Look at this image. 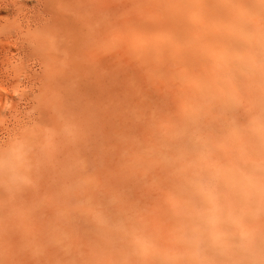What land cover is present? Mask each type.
Listing matches in <instances>:
<instances>
[{"label":"bare ground","instance_id":"1","mask_svg":"<svg viewBox=\"0 0 264 264\" xmlns=\"http://www.w3.org/2000/svg\"><path fill=\"white\" fill-rule=\"evenodd\" d=\"M58 1L70 25L46 11L35 18L26 0H0V152L22 142L29 178L10 186L0 174V264H255L252 228L264 226V0ZM121 22L188 37L184 47L152 30L151 44L132 50L143 63L168 61L164 70L152 60L158 72L202 82L174 79L175 110L155 101L161 111L145 115L153 120L140 123L142 138L130 134L138 133L132 103L114 76L109 38ZM191 35L222 51L200 56L205 43L196 47ZM178 46L196 56H166ZM130 78L135 88L140 80ZM209 209L219 240L197 251L189 236Z\"/></svg>","mask_w":264,"mask_h":264},{"label":"rangeland","instance_id":"2","mask_svg":"<svg viewBox=\"0 0 264 264\" xmlns=\"http://www.w3.org/2000/svg\"><path fill=\"white\" fill-rule=\"evenodd\" d=\"M25 4V6H24V8L26 9V10H28L31 14H33L34 16H36L35 18H38V14L39 13H41V11H46L47 13H51L50 14V18L52 19V20H55L56 21V19H60L59 21H61V18H62V16H65L66 17V15L67 16H69L70 15V12L69 11H67V9L68 8H66V10L65 9H62L61 7H60V2L58 1V0H26V2L24 3ZM58 6V7H57ZM57 7V8H56ZM128 8H130V9H128V11H133V7H128ZM132 8V9H131ZM120 10H122V12H120ZM54 11V12H53ZM67 11V12H66ZM126 12V10L125 9H117V13H118V19H120L121 20V15L120 14H122V13H125ZM120 13V14H119ZM134 13V12H133ZM36 14V15H35ZM135 14V13H134ZM133 14V15H134ZM2 15H6V13H3ZM54 15V16H53ZM56 15L58 16L59 15V18H57L56 17ZM1 17V16H0ZM53 17V18H52ZM71 18H66V19H63L62 18V22L64 21V23H68L69 25H70V23H71ZM119 20V21H120ZM122 21V20H121ZM211 21V20H210ZM70 22V23H69ZM152 24H154L153 22H152ZM119 25H123L122 27L123 28H121L120 27V29L118 30L117 29V27L119 26ZM118 26L116 25V27H114L115 29H113L112 30V32H114V36L112 35V37L110 36V38L109 39H111L110 40V47L111 48H113L114 49V51L112 52V54H114V52H116V54L115 55H117V57H116V60H115V57L113 56V59H114V63L115 64H113V67H116V68H118L116 65H118V66H120L118 69H115L114 68V70H116V71H118L117 73L118 74H114V76H115V79L117 80V82H119V81H121V78H122V81H121V83H122V87L123 86H125V85H127V86H125V89L126 90H128V93L126 92V97H127V100L128 101H130L131 103H132V105H129V108H130V110H129V116H131V118H129L130 120V124H133V122L134 123H136V127L137 128H135L134 130L135 131H137L138 133H134L133 134V131H131L132 133H130L131 134V136H132V138H136V137H139L140 136V131H141V136H140V138H142V136H144V132H145V130H147L148 131V128H144L143 127V124H145V127H147V126H149L150 124V121L151 120H153V119H150V120H146L145 118H147L148 116H153L152 118H154V117H156V113H155V110H158L159 112L161 111L160 109V107H158V106H160L159 104H163V103H167V105L166 104H164V106L166 107V106H168V107H164L166 110L167 109H169V108H171V110L172 109H174L175 110V107H176V105H175V100H174V98L173 99H171L172 97H170V96H172V94H170V93H172L171 91H173L174 92V90H169V89H172V87L173 86H175L174 87V89L176 88V85L178 86H180L181 84L182 85H184L185 83H187V85H193V84H201L202 82L198 79V77H196V79L195 78H190V79H187V80H184V79H182V78H175L171 73H164V70H165V65L167 66L168 65V61H165V62H163V63H161V62H159L156 58H152L151 59V61H150V59L149 60H145L146 62L145 63H143L142 62V60H139L138 58H137V56L134 54V52H133V47H135L136 45H137V43H140V45L142 44V42H143V45H142V47H140L139 46V44L137 45V46H139V48H144L143 46H144V44L146 45V43H148L149 42V40H148V38H149V35H154V33H157V34H155L154 36H158V37H160V36H162V38L161 39H163V36L164 37H166V36H168V37H170L171 35H167V33L168 34H172L173 35V38H174V36L176 35V34H174V32H173V30L169 27L168 28V26L167 27H161V26H158L157 24H154L153 25V28L152 27H150V28H148V30H146V27H141L140 25H133V24H128V23H124V22H121V23H119L118 24ZM139 26V27H138ZM155 26V27H154ZM124 27H126V28H124ZM118 31H117V30ZM156 29H158V30H160L161 32H157V30ZM136 30V31H135ZM146 30V31H145ZM150 30V31H149ZM152 30L154 31V33L152 32ZM164 30V32H162ZM139 31V32H138ZM121 32V33H120ZM123 32H125L124 33V35H121ZM144 32V33H143ZM119 33V36L117 35ZM128 35V37H129V39H130V37H132L133 35H134V39L132 38V39H128V37L126 38V40L125 41H123L125 38L124 37H126V35ZM136 34V35H135ZM137 34H139V36H137ZM142 34V35H141ZM144 34V35H143ZM146 35L148 36V37H146ZM166 35V36H165ZM115 36H117V37H115ZM124 36V37H123ZM139 38V39H137V38ZM146 37V38H145ZM189 37H192V35L191 36H189ZM118 38V39H117ZM142 38L143 39H145V40H143V41H141L142 40ZM172 38V37H171ZM170 38V39H171ZM172 38V39H173ZM176 38V39H175ZM175 38L173 39V41L172 42H175V43H177L178 44V41H184L185 39H184V37L182 38V40L181 39H178V36L176 35L175 36ZM181 38V37H180ZM188 38V37H187ZM186 38V41L188 40ZM205 37H202V36H193L192 38H191V40L193 39L194 41H195V39H197L200 43H192V41L190 40L189 42L191 43V45L192 46H194L193 44H196L195 46L196 47H199V44H201V42H202V44L203 43H205V45L203 46L204 47V52L203 53H199V52H197V53H199L200 54V56H204L205 54H207V53H210V52H213L212 50L214 49L215 50V52H217V53H219V51H222V50H220L221 49V47L223 48V46H221V44L220 45H218L217 43L218 42H215L214 44H209V43H213L214 41L213 40H211L210 38H208V37H206V39L208 40H211V41H213V42H209V41H207L206 39H204ZM112 39H115V40H117V41H113ZM151 40L153 39V37H151L150 38ZM157 39V38H156ZM167 39V37L165 38V40ZM178 39V40H177ZM134 40V44L132 45V42L131 41H133ZM137 40V41H136ZM150 40V41H151ZM154 40V39H153ZM169 40V39H168ZM203 40V41H202ZM114 42V43H112V42ZM120 41V43L119 44H117L116 45V43L117 42H119ZM126 41H128L129 42V44L127 45H124V43H127ZM139 41H141V42H139ZM146 41V42H145ZM169 41H171V40H169ZM181 42V43H179V44H181V45H183L184 47H186V45H184L183 43H185L186 41H184V42ZM116 42V43H115ZM136 42V43H135ZM206 42H208V45H206ZM150 44H151V42H149ZM148 43V44H149ZM187 43V42H186ZM185 43V44H186ZM111 44H114V45H116V47L118 46V48H120L119 50H115L116 49V47H112V46H114V45H111ZM121 45H123L122 47L124 48V50H125V48H128V47H125V46H130L128 49H127V51L129 52V53H127L128 55H126V59H130V55H134L132 58H131V60L133 59V58H135V61H136V58H137V60L138 61H136V63H135V65H133L134 63H132V62H134V60H130V61H128V60H126V59H123L124 58V56H122V54L123 55H125V52H123V49H122V51H121ZM135 45V46H134ZM173 46H175L176 44H172ZM172 45H170V46H172ZM189 46H190V44H188ZM136 46V47H137ZM221 46V47H220ZM135 47V48H136ZM152 47H153V45H152ZM155 47V46H154ZM153 47V48H154ZM181 47L182 46H178V48H171L170 47V49H169V53H167L166 54V56H176V54L179 52V54H178V56H188L187 55V53L188 54H192V53H190V52H192V51H190V50H188V49H185L184 47H182V49H181ZM130 48H131V50H130ZM144 49H146V48H144ZM172 49H174V50H176L175 52H174V50H172ZM183 50V51H181V50ZM201 50L200 51H203L202 50V48H200ZM177 50H179V51H177ZM194 50V49H193ZM196 50V49H195ZM194 50V52H196V51H198V50H196L195 51ZM210 50V51H209ZM217 50V51H216ZM225 50V49H224ZM117 51H120L119 53H117ZM185 51V52H184ZM207 51V52H206ZM209 51V52H208ZM133 52V53H132ZM187 52V53H186ZM121 53V55H119ZM181 53V54H180ZM183 53H185V54H183ZM202 54V55H201ZM226 54H227V56H228V54L229 55H231V56H239L238 55V52L236 53V52H233L232 50H230L229 52H226ZM225 54V55H226ZM191 56H196L195 54H192ZM209 56V55H208ZM42 57L41 56H39L38 57V59H41ZM117 58H119V59H117ZM122 58V59H121ZM34 59L35 58H33V61H34ZM153 59H155V60H157V61H154ZM31 61H30V63L29 64H33L34 62L32 61V58L30 59ZM118 60V61H117ZM120 60H122V61H124V62H129V64L128 63H123L122 61H120ZM157 64V62H159L160 64H161V66H162V68L164 69L162 72H158L157 70H154V69H156V68H158V67H156V66H152L153 64L151 63V62H153V61ZM120 61V63H118ZM112 62V63H113ZM148 62H150L151 64H148ZM153 62V63H154ZM117 63V64H116ZM141 63V64H140ZM154 63V64H155ZM122 64H123V68L124 69H120L121 68V66H122ZM160 64H159V66H160ZM127 65V66H126ZM132 65H133V68H132ZM152 67H154L153 69H150V71L152 70V72H148V73H146L147 71V69H149L151 66ZM125 66H126V68H125ZM139 66V67H138ZM141 66H145L144 67V69H146L147 67H149V68H147L146 70H142L144 73H142V71H141V69L140 68H143V67H141ZM157 66H158V64H157ZM151 67V68H152ZM168 67H169V65H168ZM175 67V66H174ZM132 68V70H130ZM135 68H139V69H135ZM161 68V67H160ZM134 69V70H133ZM174 69V68H173ZM135 70H136V72H139L140 74H132V71H133V73L135 72ZM154 70V71H153ZM175 70V69H174ZM120 71H122L121 72V74H120ZM124 71V72H123ZM131 71V72H130ZM154 72V73H153ZM115 73V72H114ZM124 73V74H123ZM129 73H131L132 75H128ZM142 73V74H141ZM145 73H146V75H148V76H145ZM123 74V76H125V78L123 77V76H121ZM167 74V75H166ZM127 76H128V78L129 77H131L130 78V80H132V82H135V81H137V79H139L140 81H139V83L138 82H135V84L137 85H135V88H136V91L134 90L135 88H133V87H131V84H129L128 82H129V80L127 79ZM136 76H139L138 78H134V77H136ZM141 76H144V77H141ZM150 76V77H149ZM119 77H121V78H119ZM169 77H172V79H170ZM114 78V77H113ZM120 80H119V79ZM145 78V79H144ZM145 80V82H144V80ZM146 79H148V80H150V81H148V80H146ZM179 80V82L177 81V83H179V84H176V81L175 80ZM123 80H125L124 82H123ZM127 80H128V82H127ZM169 80H173V81H171V82H169ZM146 81H148V82H146ZM152 81H154V82H152ZM164 81V82H163ZM166 81V82H165ZM182 81H184V82H182ZM131 82V83H132ZM140 82H142V84L140 83ZM156 82V83H155ZM159 82V83H158ZM162 82H163V84H167V86H164V85H162ZM158 83V84H157ZM171 83H175V84H173L172 86H171ZM190 83V84H189ZM138 84H141L142 86H143V88H144V90L142 91L140 88H138V86L140 87L141 85H138ZM147 84V85H146ZM152 84H153V86H154V88H155V86H160V87H163V88H160V87H156V88H159L160 90L161 89H163V90H159V89H154L153 87H152ZM130 85V86H129ZM146 85V86H145ZM151 85V86H150ZM148 86H150V87H148ZM148 87V88H147ZM145 88H147V91L148 92H145ZM150 88V89H149ZM153 88V90H151ZM135 91V92H137V94L136 93H133V91ZM138 90V91H137ZM150 90L152 91V94H151V96H149L150 94H149V92H150ZM142 91V92H141ZM165 91H167V92H165ZM168 91H170V92H168ZM129 92H132V94L131 93H129ZM154 92H156L155 94H153ZM160 92H162L163 94V96L161 95V93ZM141 93V94H140ZM147 93V94H146ZM166 93H169L168 95H169V97H165V96H168V95H165ZM137 95V96H133V95ZM142 95L143 97H141V96H139V95ZM149 94V95H148ZM131 95V96H130ZM144 95L146 96V98H144ZM153 95H155V96H153ZM161 95V96H160ZM128 96H130V97H128ZM158 96V97H157ZM136 98L137 99V101H138V104L140 105H137V106H135L136 105V103L135 102H137L136 101V99H134V100H130V98ZM157 97V98H156ZM148 98H151V99H148ZM154 98V99H153ZM167 100H169L168 102H166V99ZM159 99H160V101H159ZM162 100V101H161ZM174 102H173V101ZM134 101V102H133ZM147 101V102H146ZM149 101V102H148ZM155 101H159V102H155ZM164 101V102H163ZM144 102V103H143ZM161 102H163V103H161ZM23 103V102H22ZM129 103V102H128ZM143 103V104H142ZM148 103V104H147ZM153 103V104H152ZM159 103V104H158ZM170 103H172V104H170ZM173 107H172V106ZM132 106V107H131ZM138 107H139V109H138ZM161 107H163V106H161ZM164 108H162V109H164ZM152 110V112H154V114L152 113V112H149V111H151ZM139 111V112H138ZM149 112V113H148ZM131 113V114H130ZM142 113V114H141ZM147 117H146V116ZM136 118V119H135ZM144 118V120H142ZM138 119V120H137ZM149 119V118H148ZM136 121V122H135ZM140 123H143V124H141L140 125ZM137 125H139V128H138V126ZM147 125V126H146ZM151 125H153V124H151ZM134 125H130L129 127L131 128H133V127H135ZM34 127V124H30V126L28 127V130H32V128ZM131 128V129H132ZM143 128V129H142ZM140 129V130H139ZM133 130V129H132ZM3 132H2V130H0V134H2ZM137 135V136H136ZM0 201H1V198H0ZM252 233L254 234V238H253V241H254V243H255V259H256V263L255 264H264V239H263V237H264V226H254L253 228H252ZM260 236V237H259ZM258 239H260V241L258 240ZM256 240V241H255ZM258 249H260V251H261V253H256V251L258 250ZM259 250L257 251V252H260ZM237 262V258H235L234 260H233V264H239V263H236ZM245 264V263H244Z\"/></svg>","mask_w":264,"mask_h":264},{"label":"clouds","instance_id":"3","mask_svg":"<svg viewBox=\"0 0 264 264\" xmlns=\"http://www.w3.org/2000/svg\"><path fill=\"white\" fill-rule=\"evenodd\" d=\"M27 150L20 141H15L0 152V174L10 186H21L29 182L25 174L27 167ZM214 214L211 209L202 212L194 225L189 239L197 251L214 246L219 236L213 231Z\"/></svg>","mask_w":264,"mask_h":264}]
</instances>
